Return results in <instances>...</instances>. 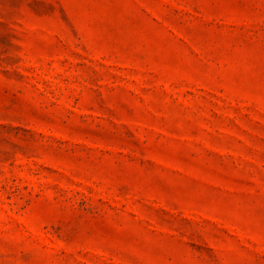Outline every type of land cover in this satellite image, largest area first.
<instances>
[{"label": "rangeland", "instance_id": "1", "mask_svg": "<svg viewBox=\"0 0 264 264\" xmlns=\"http://www.w3.org/2000/svg\"><path fill=\"white\" fill-rule=\"evenodd\" d=\"M0 264H264V0H0Z\"/></svg>", "mask_w": 264, "mask_h": 264}]
</instances>
